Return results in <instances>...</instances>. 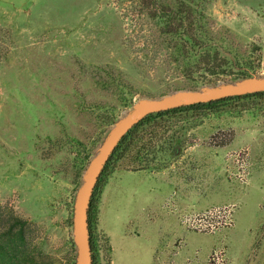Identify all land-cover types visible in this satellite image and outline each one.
<instances>
[{"label":"rangeland","instance_id":"1","mask_svg":"<svg viewBox=\"0 0 264 264\" xmlns=\"http://www.w3.org/2000/svg\"><path fill=\"white\" fill-rule=\"evenodd\" d=\"M183 4L264 77V0H0V238L25 219L34 264L73 263L76 192L132 104L207 86L155 18ZM98 197L95 264H264V97L145 125Z\"/></svg>","mask_w":264,"mask_h":264},{"label":"trees","instance_id":"2","mask_svg":"<svg viewBox=\"0 0 264 264\" xmlns=\"http://www.w3.org/2000/svg\"><path fill=\"white\" fill-rule=\"evenodd\" d=\"M154 12L156 14L155 18L158 19L161 29L164 30L162 33L167 35L171 42H173L172 49L175 53L182 55L181 57L183 62H185L186 70L190 71V73L201 72L202 74H205L202 75L205 79H203L201 84L214 85L216 80L220 78L219 74H222L217 72V68L222 67H231L239 70L240 73L234 78V81L255 74L253 65L246 63L245 60L239 59V57L234 54L233 61L230 62L228 57H223L222 63H217L220 60L217 43L214 41L213 37L209 35V30L205 27L206 17L202 13V10H196L191 7V5L183 4V6L176 8L161 6V8H157ZM222 52H224L223 49ZM229 52L231 54L232 51ZM263 97L264 91H261L224 97L208 102L185 104L168 110L150 113L133 125L120 138L115 149L109 156L101 170L89 200L87 220L92 263L95 264L96 262L95 252L97 251V234L95 228L97 218L95 209L99 198L98 192L102 186L104 178H107L112 171L113 162L124 156L130 146L135 142L142 127L159 118H173L177 115L190 114L194 111L200 110L217 112L219 107H222V105H228L231 102ZM127 103L130 104L131 101L128 100ZM181 144V142L177 141L175 148L172 149V153L178 154ZM26 225L27 221L25 219L14 215L10 217L8 227L4 233L6 238H0V264H34L35 256L27 251L25 245ZM70 243V258L73 261L72 264H75L74 243L71 240Z\"/></svg>","mask_w":264,"mask_h":264},{"label":"water","instance_id":"3","mask_svg":"<svg viewBox=\"0 0 264 264\" xmlns=\"http://www.w3.org/2000/svg\"><path fill=\"white\" fill-rule=\"evenodd\" d=\"M264 91V77L251 75L197 89H180L169 94L141 97L110 128L90 160L76 192L72 217V241L76 264H93L88 229V206L98 177L120 138L140 119L154 112L185 104L208 102L224 97Z\"/></svg>","mask_w":264,"mask_h":264},{"label":"built area","instance_id":"4","mask_svg":"<svg viewBox=\"0 0 264 264\" xmlns=\"http://www.w3.org/2000/svg\"><path fill=\"white\" fill-rule=\"evenodd\" d=\"M202 218H203V217H201V220L204 221ZM211 227H212V226H211Z\"/></svg>","mask_w":264,"mask_h":264}]
</instances>
